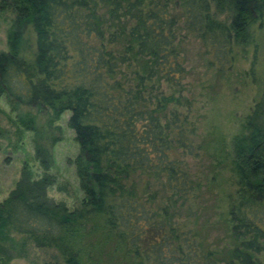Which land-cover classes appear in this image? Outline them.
Instances as JSON below:
<instances>
[{
    "label": "trees",
    "instance_id": "trees-1",
    "mask_svg": "<svg viewBox=\"0 0 264 264\" xmlns=\"http://www.w3.org/2000/svg\"><path fill=\"white\" fill-rule=\"evenodd\" d=\"M6 13L0 98L12 111H50L54 120L70 112L83 199L72 210L48 199L51 158L36 148L44 174L34 179L23 169L0 203V240L23 237L55 249L64 264H264V0H0ZM223 13L226 20L217 16ZM28 27L30 60L21 56ZM179 30L202 44L220 74L233 69L234 45H254L251 71L262 77L232 150L214 155L234 188L220 200L229 233L221 249L203 219L216 174L202 180L188 163L201 160L203 148L184 97ZM20 119L35 130L32 118ZM9 261L0 250V264Z\"/></svg>",
    "mask_w": 264,
    "mask_h": 264
},
{
    "label": "rangeland",
    "instance_id": "rangeland-1",
    "mask_svg": "<svg viewBox=\"0 0 264 264\" xmlns=\"http://www.w3.org/2000/svg\"><path fill=\"white\" fill-rule=\"evenodd\" d=\"M174 13L181 25L179 12L175 10ZM217 16L226 20L229 14ZM11 19L10 13L0 14V52L8 51L7 33ZM177 34L187 70L184 97L189 101L191 115L197 121L203 148L201 160L189 159L188 163L193 172H202V180L206 179V175L212 177L216 174L217 180L211 187L214 190L204 194L211 203L205 209L203 219L208 224L205 232L210 234V242L221 249L227 244L229 237L226 234L229 233L220 218V200L233 193L234 188L230 173L223 169L226 165L219 166L214 155L218 148L225 152L232 150L233 138L241 132V121L258 98L262 77L251 71L254 45H234L233 69L227 74H220L209 66L204 48L197 39L181 30ZM33 52L34 33L28 27L21 56L30 60ZM260 54H264V48ZM262 61L263 58H260V64ZM69 116L70 112H65L54 120L50 111L38 112L24 107L12 111L6 99L0 98V203L15 188L23 169L29 170L34 179L44 174L36 158V148H41L51 158L48 174L55 179V184L47 190L48 199L65 204L69 210L80 205L83 194L73 164L79 146L73 131L67 127ZM20 118L25 119V123L32 118L35 130L24 128ZM132 179L140 191H145L144 177ZM150 188L152 193L158 192V204H164L161 189L152 180ZM0 250L10 257V264H64L55 249L37 248L27 239L14 234L0 240Z\"/></svg>",
    "mask_w": 264,
    "mask_h": 264
}]
</instances>
